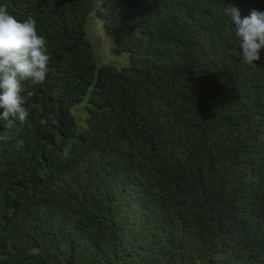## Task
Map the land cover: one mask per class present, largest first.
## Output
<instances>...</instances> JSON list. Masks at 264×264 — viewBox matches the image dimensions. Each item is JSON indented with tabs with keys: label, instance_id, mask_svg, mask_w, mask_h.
<instances>
[{
	"label": "trees",
	"instance_id": "16d2710c",
	"mask_svg": "<svg viewBox=\"0 0 264 264\" xmlns=\"http://www.w3.org/2000/svg\"><path fill=\"white\" fill-rule=\"evenodd\" d=\"M229 4L264 11L0 0L50 55L31 126L0 120V264H264V47L243 62ZM90 12L126 64H96Z\"/></svg>",
	"mask_w": 264,
	"mask_h": 264
},
{
	"label": "clouds",
	"instance_id": "9594fccd",
	"mask_svg": "<svg viewBox=\"0 0 264 264\" xmlns=\"http://www.w3.org/2000/svg\"><path fill=\"white\" fill-rule=\"evenodd\" d=\"M223 14L235 24V29L230 27V34L242 50L243 62L252 65L260 59V49L264 47V11L252 8L242 17L241 9L229 4ZM49 60L46 40L38 35L36 20L31 16L18 20L6 6L0 5V109H3L0 120L5 126L11 127L17 119L31 126L28 109L39 111L40 105L29 104L33 93L24 94L25 82L43 83L49 72ZM31 252L39 254L38 249Z\"/></svg>",
	"mask_w": 264,
	"mask_h": 264
},
{
	"label": "rangeland",
	"instance_id": "374dc122",
	"mask_svg": "<svg viewBox=\"0 0 264 264\" xmlns=\"http://www.w3.org/2000/svg\"><path fill=\"white\" fill-rule=\"evenodd\" d=\"M84 32L92 47L96 64L108 63L119 68L127 63L125 54L114 55L111 52L112 39L104 32L100 19L93 12L86 16ZM74 115L79 117L80 112L74 111Z\"/></svg>",
	"mask_w": 264,
	"mask_h": 264
}]
</instances>
